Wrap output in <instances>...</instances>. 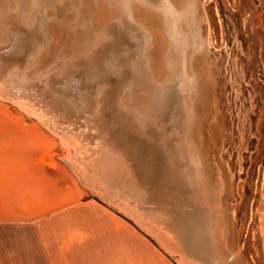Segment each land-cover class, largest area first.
Segmentation results:
<instances>
[{"label": "rangeland", "instance_id": "374dc122", "mask_svg": "<svg viewBox=\"0 0 264 264\" xmlns=\"http://www.w3.org/2000/svg\"><path fill=\"white\" fill-rule=\"evenodd\" d=\"M0 105L43 122L86 196L127 218L70 250L0 223V264H181L122 205L194 264H264V0H0ZM160 138L174 158L157 146L171 173L155 188L129 148Z\"/></svg>", "mask_w": 264, "mask_h": 264}, {"label": "crops", "instance_id": "0c3cea01", "mask_svg": "<svg viewBox=\"0 0 264 264\" xmlns=\"http://www.w3.org/2000/svg\"><path fill=\"white\" fill-rule=\"evenodd\" d=\"M5 111L0 105V112ZM51 133L43 122L0 119V223L22 227L35 223L36 239L40 241L43 235L42 247L50 250L56 248L54 243L61 249L81 248L101 239L102 231L109 234L115 230V234L117 226L120 232L125 230L122 223L127 218L115 215L108 205L86 196L72 170L54 154ZM48 223L52 226L43 227ZM63 232H68V236L47 237ZM134 236L160 259L147 240ZM136 262H142L141 255Z\"/></svg>", "mask_w": 264, "mask_h": 264}, {"label": "water", "instance_id": "95a60500", "mask_svg": "<svg viewBox=\"0 0 264 264\" xmlns=\"http://www.w3.org/2000/svg\"><path fill=\"white\" fill-rule=\"evenodd\" d=\"M140 148V149H139ZM138 149H131V148H129V151H131L132 153H133V157H134V159H135V161L137 162V163H139L140 162V164H138V165H140V166H142L143 165V163L144 164H146V165H148L149 167H148V169H146L147 170V172H146V175H147V179H148V181H150L151 182V185H154L155 186V188L157 187V188H159V187H162V186H160V185H163V183H162V181H161V176H163L165 173H166V175L168 176V174H170L171 173V171H170V169H169V167H167L166 166V164L165 163H163L164 162V160H163V157H162V154H163V151H158V153H160L158 156H154V157H152L151 156V154L149 153L150 152V146H148V149H146L145 148V146H143V147H139ZM157 149H158V147H156ZM159 150V149H158ZM164 155V154H163ZM162 159V160H161ZM164 159L166 160V158L164 157ZM166 176V177H167ZM173 178H174V176H173V174L171 175ZM173 186V185H172ZM182 186H183V183L182 182H180L179 184H178V186L176 187V189L177 190H175V192H174V187L171 189V191H172V195H174L175 193H176V191H177V193H178V190L179 189H183L182 188ZM163 188H165V186H163ZM180 191V190H179ZM177 193H176V195H177ZM132 210L133 211H137L138 212V215L142 218V221L143 222H147V224H151L153 227H155L154 229H156L157 231L155 232V233H158V232H160V237L161 238H165L166 239V241H167V243H168V245L171 247V248H173V249H175L176 250V252H177V255L176 256H181L182 258H184L185 259V262H186V264H194L195 262H194V260H190L189 259V257H191L192 256V254L190 253V251H189V249L187 248V246H185V244L184 243H182V241H180V240H177L176 238H174V237H172L170 234H168L167 232H165V231H163L159 226H158V223L156 222V220H153V219H151V218H147V215L146 214H144L143 212H141V211H139L138 210V208H132ZM189 214V218L190 219H193V218H197V216H198V213H197V211H196V208L195 209H193V210H190L189 212H188ZM128 215V214H127ZM131 219L135 222V220L131 217ZM181 222V221H180ZM136 223V222H135ZM185 221H182L180 224L183 226L182 228H183V232L182 233H185V234H189L190 233V230L187 228V227H185L184 225H185ZM137 224V223H136ZM187 224V223H186ZM137 225H139V224H137ZM145 231V230H144ZM146 232V231H145ZM197 232V235L195 236L196 237V239L198 240V241H202V240H205V238H206V231L205 230H203V229H198V231H196ZM147 233V232H146ZM147 234H149V233H147ZM150 235V234H149ZM152 236V235H151ZM197 236H198V238H197ZM154 238V237H153ZM155 239V238H154ZM156 240V239H155ZM157 242H158V240H156ZM158 244L160 245V243L158 242ZM164 248V247H163ZM163 250H166L165 248L163 249ZM167 251V250H166ZM168 252V251H167ZM171 254V253H170ZM180 257V258H181Z\"/></svg>", "mask_w": 264, "mask_h": 264}, {"label": "bare ground", "instance_id": "6f19581e", "mask_svg": "<svg viewBox=\"0 0 264 264\" xmlns=\"http://www.w3.org/2000/svg\"><path fill=\"white\" fill-rule=\"evenodd\" d=\"M15 3V2H14ZM3 4V3H2ZM14 5V4H13ZM18 7V6H17ZM138 8V7H137ZM145 15V14H144ZM107 16V15H106ZM146 16V15H145ZM156 16V15H155ZM148 17V16H147ZM153 17V16H152ZM171 17V16H170ZM185 17V16H184ZM159 18V17H158ZM15 19V18H14ZM107 19V18H106ZM184 19V18H183ZM103 20V19H102ZM166 20V19H165ZM107 22V21H106ZM161 22V21H160ZM9 23V22H8ZM158 23V22H157ZM2 24V23H1ZM156 26V25H155ZM77 31V30H76ZM114 34V33H113ZM119 36V35H118ZM121 37V36H120ZM25 38V37H24ZM20 39V38H19ZM169 39V38H168ZM126 40V39H125ZM98 41V40H97ZM110 41V40H109ZM132 42V41H131ZM159 42V41H158ZM164 45V44H163ZM162 45V46H163ZM46 46V45H45ZM164 48H165V46H164ZM4 49V48H3ZM96 49V48H95ZM124 49V48H123ZM95 51V50H94ZM170 52V51H169ZM5 54V53H4ZM37 54V53H36ZM81 54V53H80ZM82 55V54H81ZM81 57V56H80ZM87 57V56H86ZM73 58V57H72ZM78 58V57H77ZM74 59V58H73ZM164 60V59H163ZM66 62V61H65ZM89 62V61H88ZM63 63V62H62ZM116 64V66H118L119 65V60H117V59H113V64ZM53 67V66H52ZM76 67V66H75ZM79 67V66H78ZM112 67L114 68V65H112ZM173 67V66H172ZM56 68V67H55ZM117 68V67H116ZM153 71V70H152ZM48 73V72H47ZM30 78H32V77H30ZM61 79V78H60ZM40 83V82H39ZM73 98V97H72ZM71 101V100H70ZM101 102V101H100ZM97 107H99L98 105H97ZM104 107V106H103ZM120 111V110H119ZM39 116V115H38ZM176 119V118H175ZM169 124V123H168ZM159 125V124H158ZM132 126V125H131ZM101 127L102 128H105V125L101 122ZM99 129V128H98ZM113 130H114V127L112 128ZM111 129V130H112ZM143 129V128H142ZM162 133H165V132H162ZM108 134L110 135L109 137H114V135L112 134V133H110L109 132V130H108ZM162 135V134H161ZM160 135V136H161ZM164 136V135H163ZM176 136V135H175ZM107 137V136H106ZM167 137V136H166ZM162 138H165V136L164 137H162ZM166 139V138H165ZM162 140L163 139H157V141L155 140V142L157 143H155L154 142V145H153V147H154V151H155V155L152 153L153 151H151V154H153L154 156H158L160 153H158V152H156V151H158V149L156 148L157 146L158 147H160V146H162V147H160L161 149L163 148V150H165L167 153H169V155H170V158H171V160L174 158V155H173V153H171L169 150H167L166 149V147H167V145H163L162 144ZM149 141H154V140H150L149 139ZM167 141H169V138H168V140ZM173 142V141H172ZM176 142V141H175ZM164 143H165V141H164ZM173 145V144H172ZM166 146V147H165ZM170 146V144L168 145V147ZM175 146H176V144H175ZM167 147V148H168ZM171 147V146H170ZM76 149V148H75ZM176 150V149H175ZM173 151V150H172ZM152 156V155H151ZM153 156V157H154ZM173 156V157H172ZM105 157V156H104ZM116 165V164H115ZM119 165V164H118ZM130 180V179H129ZM121 190V189H120ZM170 191V190H169ZM221 191V190H220ZM113 192V191H112ZM101 193V192H100ZM97 195H99V194H97ZM113 195V194H112ZM115 196V195H114ZM115 197H117V196H115ZM101 198V197H100ZM113 198V197H112ZM112 198H111V195L109 194V195H107V199H109V201H111L112 200ZM119 198V197H118ZM117 198V199H118ZM102 199V198H101ZM116 199V200H117ZM120 199V198H119ZM108 201V200H107ZM125 201V200H124ZM208 201V200H207ZM210 201V200H209ZM113 202H114V200H113ZM112 202V203H113ZM120 202V201H119ZM123 202V201H122ZM121 202V203H122ZM125 202H127V201H125ZM116 203V202H115ZM209 203V202H208ZM127 205V204H126ZM121 209L126 213V214H128V216L129 217H132L133 219H135V221H137L138 222V224H139V226L142 228V229H144L147 233H149L150 235H152V237H154L156 240H158V242L160 243V245L162 246V247H164L169 253H171V254H173V255H177V252H176V250L175 249H173V248H171L169 245H168V243H167V241H166V239L163 237V238H161L159 235H160V232H158V233H155L157 230L156 229H154L155 227H153L151 224H147V222L145 223V222H143L142 221V218L138 215V212L137 211H133L132 210V208H130L129 206L127 207V206H124V205H122L121 206ZM156 210V209H155ZM143 211V210H142ZM156 212V211H155ZM203 214V213H202ZM150 218V217H149ZM153 220H155V219H153ZM158 223V222H157ZM160 223V222H159ZM166 223V222H165ZM194 225V224H193ZM161 226V225H160ZM166 226V225H165ZM162 227V226H161ZM164 227V226H163ZM162 229V228H161ZM166 229H167V227H166ZM169 229V228H168ZM167 229V230H168ZM163 230V229H162ZM174 231V230H173ZM171 232V231H170ZM172 233V232H171ZM170 234V233H169ZM175 234V233H174ZM174 236V235H173ZM215 236V235H214ZM176 237V236H175ZM215 239V238H214ZM179 240V239H178ZM217 240V239H216ZM157 242V243H158ZM181 257V256H180ZM179 262L181 263V264H186V262H185V259L184 258H179ZM197 262V261H196Z\"/></svg>", "mask_w": 264, "mask_h": 264}]
</instances>
